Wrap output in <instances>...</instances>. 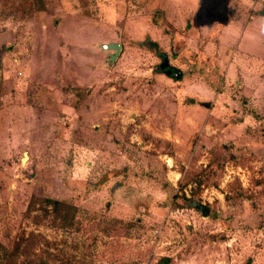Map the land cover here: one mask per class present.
Listing matches in <instances>:
<instances>
[{"label":"rangeland","instance_id":"374dc122","mask_svg":"<svg viewBox=\"0 0 264 264\" xmlns=\"http://www.w3.org/2000/svg\"><path fill=\"white\" fill-rule=\"evenodd\" d=\"M262 10L264 0H0L10 264H264ZM108 41L120 43L113 61L98 45ZM34 197L75 206L73 224L29 207Z\"/></svg>","mask_w":264,"mask_h":264},{"label":"trees","instance_id":"16d2710c","mask_svg":"<svg viewBox=\"0 0 264 264\" xmlns=\"http://www.w3.org/2000/svg\"><path fill=\"white\" fill-rule=\"evenodd\" d=\"M261 13H264V10H262ZM141 45L153 48L155 52H158V46L157 43L150 40L149 37H146L144 40L139 42ZM172 76H174L172 74ZM35 201L39 202L41 207L44 209L46 215H50L53 220H57L60 227H69L73 224V217L75 215V206L66 204L60 200L51 198V197H34L29 202V207L32 206ZM190 205L192 207H195L197 209L200 208V205L197 202H192ZM31 209V208H30ZM15 256V250H8L7 248L3 247L1 248L0 252V264H10L12 259ZM164 258H160V263H165ZM40 264H47L46 262H42Z\"/></svg>","mask_w":264,"mask_h":264},{"label":"water","instance_id":"95a60500","mask_svg":"<svg viewBox=\"0 0 264 264\" xmlns=\"http://www.w3.org/2000/svg\"><path fill=\"white\" fill-rule=\"evenodd\" d=\"M102 49L104 50H112V52H108V61H113L117 54L120 51V43L115 42V41H108V42H101L98 44ZM160 66L162 67L163 70L168 72L170 75H175L174 71L175 68L173 66L168 64V58L165 55V53L162 54V60L160 62ZM205 106L209 105V102H203L202 103Z\"/></svg>","mask_w":264,"mask_h":264}]
</instances>
